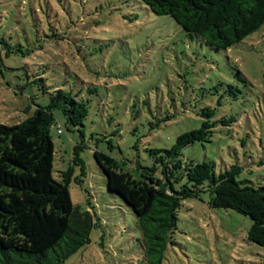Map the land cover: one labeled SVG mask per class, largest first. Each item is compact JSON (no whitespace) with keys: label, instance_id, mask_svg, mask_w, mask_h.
Returning <instances> with one entry per match:
<instances>
[{"label":"rangeland","instance_id":"374dc122","mask_svg":"<svg viewBox=\"0 0 264 264\" xmlns=\"http://www.w3.org/2000/svg\"><path fill=\"white\" fill-rule=\"evenodd\" d=\"M57 89L82 90L90 101L83 137L54 113V177L82 141L86 176L81 187L71 183L70 195L82 210L89 200L101 225L64 264H146L136 219L107 191L93 152L138 157L147 166L145 149H169L200 126L206 106L236 122L217 125L211 142L187 147L184 158L212 162L216 174L239 166L238 181L264 186V25L235 47L213 51L138 0H0V124L23 121ZM104 136L117 148L97 141ZM207 200L183 201L162 264H264V249L246 239L250 218Z\"/></svg>","mask_w":264,"mask_h":264},{"label":"trees","instance_id":"16d2710c","mask_svg":"<svg viewBox=\"0 0 264 264\" xmlns=\"http://www.w3.org/2000/svg\"><path fill=\"white\" fill-rule=\"evenodd\" d=\"M138 2L155 16H168L189 38L199 37L213 51L235 47L264 25V0ZM83 96L82 90L57 89L49 95L47 105H36L23 121L0 124V264H64L90 243L92 229L101 226L91 202L87 201L89 210H82L70 195L71 183L81 187L86 176L80 157L83 142L73 147L70 164L58 172L59 179L53 170L55 148L50 132L54 113L62 114L66 130L83 137L90 101ZM220 98L217 106H221ZM216 113L217 108L204 107L197 114L202 119L200 126L177 136L169 149H145L147 166L138 157L119 161L104 152H93L107 191L136 219L146 264H162L166 249L174 244L183 201L201 200L204 195L211 208L249 217L252 224L246 239L264 249V186L238 181L239 166L216 174L214 163H198L183 156L184 149L195 143H210L217 125L236 122L233 117L217 118ZM159 123H151L150 130ZM57 130L62 134L59 125ZM97 141L106 142L110 150L117 148L109 137Z\"/></svg>","mask_w":264,"mask_h":264},{"label":"built area","instance_id":"2783aa9c","mask_svg":"<svg viewBox=\"0 0 264 264\" xmlns=\"http://www.w3.org/2000/svg\"><path fill=\"white\" fill-rule=\"evenodd\" d=\"M58 133H61V131H60V130H58Z\"/></svg>","mask_w":264,"mask_h":264}]
</instances>
